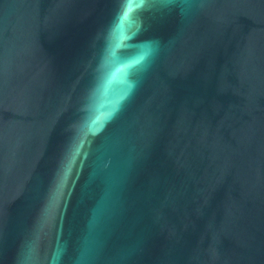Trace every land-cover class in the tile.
I'll list each match as a JSON object with an SVG mask.
<instances>
[{"label":"water","instance_id":"95a60500","mask_svg":"<svg viewBox=\"0 0 264 264\" xmlns=\"http://www.w3.org/2000/svg\"><path fill=\"white\" fill-rule=\"evenodd\" d=\"M0 264H264V0H0Z\"/></svg>","mask_w":264,"mask_h":264}]
</instances>
